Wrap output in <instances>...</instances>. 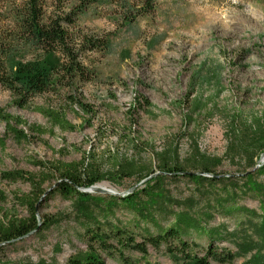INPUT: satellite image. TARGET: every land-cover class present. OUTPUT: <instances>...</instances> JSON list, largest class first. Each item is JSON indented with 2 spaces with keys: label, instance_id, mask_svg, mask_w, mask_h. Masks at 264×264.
I'll return each mask as SVG.
<instances>
[{
  "label": "rangeland",
  "instance_id": "rangeland-1",
  "mask_svg": "<svg viewBox=\"0 0 264 264\" xmlns=\"http://www.w3.org/2000/svg\"><path fill=\"white\" fill-rule=\"evenodd\" d=\"M222 12L230 21L227 28L217 20ZM248 13H264V0H241L237 5L232 0H158L153 16L128 26L106 11L88 12L78 21L81 31L111 38L107 54L92 52L84 60L95 71L93 81L76 91L36 94L25 107L17 106L15 96L0 85L1 108L47 130L32 137L25 128L30 139L18 141L1 122L0 173L37 174L35 161L71 162L89 155V165L106 176L96 185L121 194L143 186V178L156 176L163 164L176 163L200 175L207 169L225 177L217 184H195L187 177L169 176L154 185L172 197L166 212L176 211L181 203L190 206L184 209L191 214L220 197L222 185L241 187L247 173L262 178L256 170L264 163V24ZM44 58L27 53L12 62ZM64 94L81 99L92 113H82ZM35 106L64 113L75 129L53 126ZM55 184L47 181L43 188L49 191ZM29 190L26 183L0 178V191L7 196L0 202V222L7 216H27L14 197ZM91 194L104 198L100 205L84 203L102 229L133 219L131 212L117 206L112 215L101 217L112 194ZM237 198L238 210L227 215L220 211L212 219L210 226L223 234L217 246L236 255L232 264H264L258 199L244 190L237 191ZM81 207L73 197L47 195L38 207L40 220L47 224L0 246V264H64L83 253L87 243ZM148 252L152 263L172 264L161 251ZM102 256L106 264H117Z\"/></svg>",
  "mask_w": 264,
  "mask_h": 264
},
{
  "label": "trees",
  "instance_id": "trees-1",
  "mask_svg": "<svg viewBox=\"0 0 264 264\" xmlns=\"http://www.w3.org/2000/svg\"><path fill=\"white\" fill-rule=\"evenodd\" d=\"M157 3L158 0H0V85L15 96L14 103L19 107L27 106L36 94L76 91L80 84L91 82L96 76L95 71L84 62L87 55L92 52L107 54L111 40L109 36L82 32L79 19L88 12L99 14L106 11L123 26H128L140 17L153 16ZM27 53H41L45 58L42 62H12L14 56L23 57ZM64 95L82 113H92L90 106L75 95ZM33 109L53 126L64 130L75 129L60 111L43 106ZM132 111H135V105ZM1 122L6 124L7 133L18 141L47 132L44 127L30 124L21 116L0 107ZM25 128L31 135L25 132ZM3 143L4 139L0 138V145ZM261 145L260 150L264 151V144ZM87 161L89 155L71 162L38 160L33 162L39 167L37 174L23 170L1 172V180L26 183L30 190L25 195L14 197L26 208L27 216H7L0 222V246L37 232L41 224L46 225L45 220H40L38 207L47 195L55 193L80 202V212L85 219L82 227L87 249L79 255L70 256L64 264H106L102 254L112 257L117 264H154L148 259L149 249L161 251L172 264H232L236 255L217 246L223 240V234L210 224L216 213L221 211L227 215L239 209L237 191L251 192L258 199L264 223V163L256 170L257 174L263 175L262 178L247 173L241 187L237 184L235 187L222 185V195L194 214L184 209L189 205L181 207V203L176 204V211L166 212V204L171 203L172 197L162 189H154V185L169 176L187 177L195 184L204 181L217 184L226 178L207 169L202 173L211 172L209 177L186 172L173 163L171 166L163 164L161 172L131 192L109 195L101 217L112 215L117 206L131 212L133 219L124 222V225L112 224L104 230L98 217L84 205L89 201L100 205L104 198L92 196L82 189L96 185L106 176ZM52 180L56 181L54 188L45 191L43 184ZM6 198V194L0 191V202H5Z\"/></svg>",
  "mask_w": 264,
  "mask_h": 264
},
{
  "label": "clouds",
  "instance_id": "clouds-1",
  "mask_svg": "<svg viewBox=\"0 0 264 264\" xmlns=\"http://www.w3.org/2000/svg\"><path fill=\"white\" fill-rule=\"evenodd\" d=\"M240 2H241V0H232L233 5H237ZM248 15H252L253 19H255L257 21V23L264 24V13H258L257 15H253L252 13H248ZM217 20L222 22V24L225 28H227L230 24L227 13L222 12L220 15H218ZM100 23H102V22H100Z\"/></svg>",
  "mask_w": 264,
  "mask_h": 264
},
{
  "label": "water",
  "instance_id": "water-1",
  "mask_svg": "<svg viewBox=\"0 0 264 264\" xmlns=\"http://www.w3.org/2000/svg\"><path fill=\"white\" fill-rule=\"evenodd\" d=\"M148 178L144 179L143 181H146ZM136 186L131 187L127 192H131L133 189H135ZM84 192H89V193H104V194H113V195H122L121 193H117L111 189H107L104 187H98L97 185H92L86 189H82Z\"/></svg>",
  "mask_w": 264,
  "mask_h": 264
}]
</instances>
